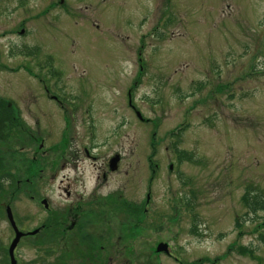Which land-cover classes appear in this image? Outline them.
<instances>
[{
  "label": "rangeland",
  "instance_id": "rangeland-1",
  "mask_svg": "<svg viewBox=\"0 0 264 264\" xmlns=\"http://www.w3.org/2000/svg\"><path fill=\"white\" fill-rule=\"evenodd\" d=\"M5 175L0 264H264V0H0Z\"/></svg>",
  "mask_w": 264,
  "mask_h": 264
},
{
  "label": "flooded vegetation",
  "instance_id": "flooded-vegetation-1",
  "mask_svg": "<svg viewBox=\"0 0 264 264\" xmlns=\"http://www.w3.org/2000/svg\"><path fill=\"white\" fill-rule=\"evenodd\" d=\"M110 167H111V162H110ZM111 169H112V167H111ZM113 170V169H112ZM4 179H7V175H5V176H3L2 178L0 177V183H1V181L3 182V183H5V181H4ZM9 207V206H8ZM7 206H6V213H7V208H8ZM8 214V213H7ZM8 216V215H7ZM9 219V218H8ZM10 221V220H9ZM77 222L78 221H76L75 219L72 221V229H71V227L70 228H64L63 230H64V233H63V235H66V234H68V236H69V234H71L70 232H72L73 230H74V227L76 226V224H77ZM11 223V222H10ZM12 225V224H11ZM17 225V224H16ZM13 227V226H12ZM17 227H18V225H17ZM19 228V227H18ZM14 229V228H13ZM19 230L20 231H22V232H24V235L23 236H21V238H20V240H19V242H18V244H17V246H16V248H15V250H14V256H15V260H16V262H17V264H19V257H18V253H17V249H18V245H19V243H20V241L22 240V239H24L25 237H28V236H30V235H32L31 233H29L28 231H24V230H21V228H19ZM35 234V233H34ZM15 236H16V232H15V230H14V235L11 237L10 236V243H9V247L8 248H6V247H4V253L2 254V258H3V261L4 262H6V263H4V264H12V258H11V254H10V246H11V244H12V241L14 240V238H15ZM65 238V237H64ZM96 238H93V241H94V244H95V242H96V240H95ZM93 241H92V243H93ZM69 242H70V248L71 249H73V248H77V247H80V248H83V249H86V248H88L89 247V245H88V243L84 240V237H77L76 235H71L70 236V238H69ZM104 249H105V246H103L102 244H101V246H100V250H102V251H104ZM77 250H79V248H77ZM75 252H77V251H74V253ZM86 253V252H85ZM96 256H100L99 254H95ZM78 256V260L77 261H80V263H82L83 262V260H85V261H88V260H90V258H89V256H90V254L88 253V254H84V255H77ZM75 256H73V258H74Z\"/></svg>",
  "mask_w": 264,
  "mask_h": 264
},
{
  "label": "water",
  "instance_id": "water-1",
  "mask_svg": "<svg viewBox=\"0 0 264 264\" xmlns=\"http://www.w3.org/2000/svg\"><path fill=\"white\" fill-rule=\"evenodd\" d=\"M138 114L141 117L140 113H138ZM117 159H118V156L116 158L112 159V161H111L112 169L116 168V164H117V161H118ZM42 202L45 204L46 207H48L47 200L44 199ZM7 213H8V218H9V220H10V222H11V224H12V226H13L15 232H16V236H15V238L12 241V244L10 246V254H11V258H12V264H17V262L15 260V256H14V250H15V248H16V246H17V244H18V242H19V240L21 238V236L24 235V232L20 231L19 228L17 227L11 207L7 208ZM36 232H38V230L30 231L29 233L34 234ZM157 252L170 253L168 243H160V244H158Z\"/></svg>",
  "mask_w": 264,
  "mask_h": 264
},
{
  "label": "trees",
  "instance_id": "trees-1",
  "mask_svg": "<svg viewBox=\"0 0 264 264\" xmlns=\"http://www.w3.org/2000/svg\"><path fill=\"white\" fill-rule=\"evenodd\" d=\"M245 201H246V203H248L247 206L252 212L256 213L257 210L264 209V200H263V198L258 199L257 197H255L251 201H248L247 198H245ZM259 239L264 242V235H260Z\"/></svg>",
  "mask_w": 264,
  "mask_h": 264
}]
</instances>
